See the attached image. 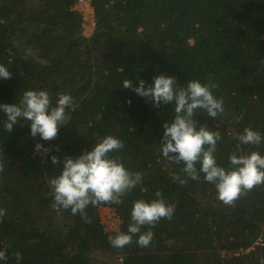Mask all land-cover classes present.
<instances>
[{
	"label": "trees",
	"instance_id": "obj_1",
	"mask_svg": "<svg viewBox=\"0 0 264 264\" xmlns=\"http://www.w3.org/2000/svg\"><path fill=\"white\" fill-rule=\"evenodd\" d=\"M76 2L0 0V64L12 73L0 80V104H18L27 90H46L53 103L59 94H71L77 104L50 141L32 137L30 122L20 121L8 133L0 112V250L7 256L0 264H105L104 258L107 264H264V185L223 204L203 174L187 179L183 162L171 163L160 152L174 105L156 107L122 87L126 79L147 86L161 74L178 85L193 79L215 85L211 90L223 99L224 112L216 120L204 112L195 118L197 130L207 125L220 132L216 160L228 169L244 128L264 136V0H90V36L83 34ZM108 135L124 142L111 155L142 173V183L120 204L89 206L90 223L54 208L50 181L64 157L90 151ZM36 143L52 150L41 159ZM242 148L264 156V143ZM52 155L61 163L53 165ZM174 175L187 182L181 185ZM158 190L175 204L171 220L150 229L154 236L146 248L136 236L124 248L112 247L109 238L128 230L133 202H151ZM100 208L114 210L116 231H106Z\"/></svg>",
	"mask_w": 264,
	"mask_h": 264
},
{
	"label": "clouds",
	"instance_id": "obj_2",
	"mask_svg": "<svg viewBox=\"0 0 264 264\" xmlns=\"http://www.w3.org/2000/svg\"><path fill=\"white\" fill-rule=\"evenodd\" d=\"M11 76L8 68L0 64V80H8ZM122 87L147 98L156 107L174 105L173 120L163 124L160 152L171 163L179 165L183 162L182 172L187 179L198 181L203 174L204 182L215 185L217 199L223 204L232 205L255 187L264 185V156L257 151L245 154L242 148V145L259 146L264 143L260 132L244 128L237 136L236 151L228 157L230 167L225 169L218 165L215 155L217 142L221 140L220 132L210 130L207 125H200L197 130L195 117L199 112L215 120L224 112L223 99H217L211 90L215 85L202 84L196 79L186 85H178L175 77L161 74L153 77V82L147 86L142 79L135 87L131 80L126 79ZM128 102L131 103L130 100ZM76 109L77 104L71 94H59L53 103L46 90H27L18 104H0V112L6 116L4 128L8 133L18 122H30L31 136L39 134L44 141L55 139L59 127L69 123L71 112ZM123 148L122 140L108 135L100 138L90 151L75 158L66 155L60 174L50 181L53 207L70 210L73 215L79 214L90 223L85 211L89 206L122 203L123 197L143 179L142 173L130 171L118 157L111 155ZM51 150L40 143L35 144V151L41 154V159ZM55 150L59 151V147L56 146ZM51 161L53 165L61 163L56 155L51 156ZM2 171L3 164H0ZM187 179L180 175L173 177L181 185ZM155 196L157 199L151 202H133L128 230L109 238L112 247L124 248L133 242L134 236L138 237L135 242L142 248L151 244L154 233L150 229L162 219L171 220L175 212V204L166 203L159 190ZM4 215V210L0 209V219ZM146 226L149 230L142 232ZM15 255L17 261L22 259L20 252ZM6 259V250H0V260Z\"/></svg>",
	"mask_w": 264,
	"mask_h": 264
},
{
	"label": "built area",
	"instance_id": "obj_3",
	"mask_svg": "<svg viewBox=\"0 0 264 264\" xmlns=\"http://www.w3.org/2000/svg\"><path fill=\"white\" fill-rule=\"evenodd\" d=\"M82 7L83 9L82 11V18H83V22L86 20V13H88L89 15V25H90V29L93 32L95 23H94V19H93V9L90 5V0H77L74 9H78V7ZM82 27H83V23H82ZM83 34L86 36L84 29H83ZM103 208H100V210H102ZM106 218L108 219L107 223H108V228L105 227L106 231H116L115 228L119 227L120 224V220L118 218V216L115 214L114 210H110L109 208L107 209V215ZM102 222V221H101ZM103 223V222H102ZM114 223H116V225H114ZM110 224V225H109ZM115 226V228H112V226Z\"/></svg>",
	"mask_w": 264,
	"mask_h": 264
},
{
	"label": "rangeland",
	"instance_id": "obj_4",
	"mask_svg": "<svg viewBox=\"0 0 264 264\" xmlns=\"http://www.w3.org/2000/svg\"><path fill=\"white\" fill-rule=\"evenodd\" d=\"M79 10H82L83 8L82 7H78ZM89 15L88 13H86V20L83 22V29H84V32L86 34V36H90L92 34V31L90 29V25H89ZM107 209L108 208H103L102 210H100V218H101V221L103 222L104 224V227L108 228V219L106 218V215H107ZM111 210V209H110ZM110 225V224H109ZM114 225H116V223H114ZM112 226V228H115V226ZM118 227L115 228V230L117 229ZM105 259V258H104ZM102 259V261H104L105 264H107V260H104ZM101 261V260H100Z\"/></svg>",
	"mask_w": 264,
	"mask_h": 264
}]
</instances>
